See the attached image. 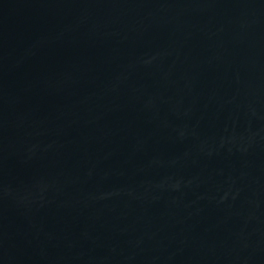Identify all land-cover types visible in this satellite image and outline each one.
I'll list each match as a JSON object with an SVG mask.
<instances>
[{
    "label": "water",
    "instance_id": "obj_1",
    "mask_svg": "<svg viewBox=\"0 0 264 264\" xmlns=\"http://www.w3.org/2000/svg\"><path fill=\"white\" fill-rule=\"evenodd\" d=\"M0 264H264V0H0Z\"/></svg>",
    "mask_w": 264,
    "mask_h": 264
}]
</instances>
